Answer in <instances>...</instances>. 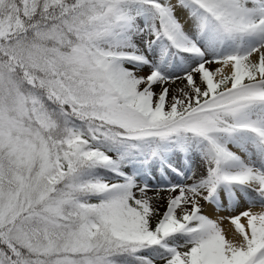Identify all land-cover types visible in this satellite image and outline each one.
I'll use <instances>...</instances> for the list:
<instances>
[{
	"label": "snow or ice",
	"instance_id": "obj_1",
	"mask_svg": "<svg viewBox=\"0 0 264 264\" xmlns=\"http://www.w3.org/2000/svg\"><path fill=\"white\" fill-rule=\"evenodd\" d=\"M0 264H264V0H0Z\"/></svg>",
	"mask_w": 264,
	"mask_h": 264
},
{
	"label": "bare ground",
	"instance_id": "obj_2",
	"mask_svg": "<svg viewBox=\"0 0 264 264\" xmlns=\"http://www.w3.org/2000/svg\"><path fill=\"white\" fill-rule=\"evenodd\" d=\"M208 214H209L210 216H214V215H215V214L212 212V210H211L210 207H209V209H208ZM225 214H226V213H221V215H225ZM224 226H225V228L230 227V225L228 224L227 221H225Z\"/></svg>",
	"mask_w": 264,
	"mask_h": 264
}]
</instances>
